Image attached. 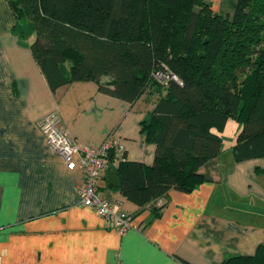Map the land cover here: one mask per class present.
Segmentation results:
<instances>
[{
    "label": "crops",
    "instance_id": "obj_1",
    "mask_svg": "<svg viewBox=\"0 0 264 264\" xmlns=\"http://www.w3.org/2000/svg\"><path fill=\"white\" fill-rule=\"evenodd\" d=\"M14 24L8 1L0 0V264H221L264 245V158L234 161L233 121V142L199 168L207 182L191 192L170 190L139 207L105 171L101 196L131 218L124 235L105 229L97 212L79 203L82 170L66 168L38 122L57 113L78 147L119 139L123 149H114L107 165L112 172L124 160L151 165L155 145L139 124L159 95L131 105L93 81L53 93L29 49L33 35L18 37Z\"/></svg>",
    "mask_w": 264,
    "mask_h": 264
},
{
    "label": "trees",
    "instance_id": "obj_2",
    "mask_svg": "<svg viewBox=\"0 0 264 264\" xmlns=\"http://www.w3.org/2000/svg\"><path fill=\"white\" fill-rule=\"evenodd\" d=\"M7 1L13 31L33 35L29 49L53 93L93 81L131 105L159 95L139 124L155 145L152 164L124 160L115 169L128 201L143 207L207 182L198 170L222 152L229 121L240 126L234 161L264 158V0H236L231 16L206 0ZM221 264H264V245Z\"/></svg>",
    "mask_w": 264,
    "mask_h": 264
},
{
    "label": "built area",
    "instance_id": "obj_3",
    "mask_svg": "<svg viewBox=\"0 0 264 264\" xmlns=\"http://www.w3.org/2000/svg\"><path fill=\"white\" fill-rule=\"evenodd\" d=\"M155 78L165 82L168 75L157 73ZM38 127L48 147L63 159L68 170L76 168L82 170L83 183L76 191L79 203L95 210L103 220L105 229L124 235L130 228L129 216L117 205L109 203L102 197L98 188V182L107 169L109 153L114 149L118 151L123 149L119 139L111 135L98 149L88 146L78 147L55 112H49L42 117Z\"/></svg>",
    "mask_w": 264,
    "mask_h": 264
},
{
    "label": "rangeland",
    "instance_id": "obj_4",
    "mask_svg": "<svg viewBox=\"0 0 264 264\" xmlns=\"http://www.w3.org/2000/svg\"><path fill=\"white\" fill-rule=\"evenodd\" d=\"M235 2L236 0H206V3H209L211 5V10L214 13L220 15L228 14L229 16H231L234 11ZM195 10H197V8H195ZM233 125L238 126V124ZM233 125H227L226 129L220 134L222 138V146L224 148H228L234 140L236 127H234ZM239 130L240 126L238 132Z\"/></svg>",
    "mask_w": 264,
    "mask_h": 264
},
{
    "label": "water",
    "instance_id": "obj_5",
    "mask_svg": "<svg viewBox=\"0 0 264 264\" xmlns=\"http://www.w3.org/2000/svg\"><path fill=\"white\" fill-rule=\"evenodd\" d=\"M110 170H111V167H107L106 172H107V175L109 177V181L113 182V184L116 185L117 184V174H116V172H112Z\"/></svg>",
    "mask_w": 264,
    "mask_h": 264
}]
</instances>
